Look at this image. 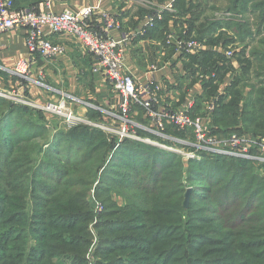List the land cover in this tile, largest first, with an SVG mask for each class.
I'll list each match as a JSON object with an SVG mask.
<instances>
[{
    "label": "trees",
    "instance_id": "obj_1",
    "mask_svg": "<svg viewBox=\"0 0 264 264\" xmlns=\"http://www.w3.org/2000/svg\"><path fill=\"white\" fill-rule=\"evenodd\" d=\"M174 6L187 18V35L198 40L210 36L205 51L180 55L185 58L183 69L202 87L201 95L193 97V113L204 112L203 99L216 94L209 99H217L210 114L214 129L263 136L264 0H227L224 11L239 14L242 21L201 20L193 0H176ZM171 17L165 14L155 26L158 38L171 30ZM174 23L178 28V21ZM222 27L237 34L228 35ZM255 37L249 56L247 44L231 58L226 50H215L219 44ZM228 71L226 101L217 83ZM252 76L260 84L249 88ZM17 112L0 98V264H86L87 228L94 218L89 193L96 180L95 198L104 205L94 224L98 264H264L263 165L221 156L183 164L179 156L143 142L125 139L113 144L102 130L86 125L53 136L48 144L44 123L21 126L17 118L24 112ZM40 140L46 160L35 167L42 153ZM192 182L206 190L202 199L216 209L219 225L212 214L191 216L189 207L184 208ZM209 233L217 236L210 239ZM197 236L203 241L195 240ZM31 241L36 245L31 247Z\"/></svg>",
    "mask_w": 264,
    "mask_h": 264
},
{
    "label": "built area",
    "instance_id": "obj_2",
    "mask_svg": "<svg viewBox=\"0 0 264 264\" xmlns=\"http://www.w3.org/2000/svg\"><path fill=\"white\" fill-rule=\"evenodd\" d=\"M176 0H165L156 7L151 0H134L141 8L151 9L141 21V25L133 33H124L114 37L112 33L119 31L120 21L118 15H103V24L94 26L93 16L97 7H85L82 9H65L54 12L50 2H46L43 8H29L16 10L14 0H0V37L12 31L24 32L27 56L19 58L10 73L19 78L34 82L31 78L34 56L52 60L64 54L63 46L52 43L49 36L70 35L76 38L92 55L98 70L103 73L107 82L112 86L119 103L117 114H108L117 121V128L107 129L99 125L98 128L109 130L119 141L129 139L159 146L158 140L172 139L173 146H182L181 149L172 148L174 153L183 155L188 160H200V158L221 156L240 160H253L264 166V135L253 137L238 133L212 134L208 130L210 114L216 107V100L206 102L204 112L194 114L195 100L193 96L185 100L180 108L173 109L164 99L162 88L158 84H152V79L145 83L135 80L127 67V48L138 37L146 34V31L154 28L164 18L165 14L177 12L174 3ZM233 15L220 12L219 19L230 20ZM171 29L164 38L167 48L173 50V55H194L207 49L204 42L185 35H180ZM222 46H219L221 48ZM225 56L231 58L233 52L225 51ZM161 68V67H160ZM159 71V67L151 64L147 70V79ZM42 77V72H38ZM202 78V76H200ZM37 85H40L36 82ZM17 97L19 101H25L27 105H33L37 110L53 117H57L69 126L82 124L95 126L85 116L76 115L72 108L73 98H61L56 101L40 103L38 100H23V93L12 92L8 94ZM0 96L6 97L3 91ZM141 111L146 118L143 124L135 120L136 110ZM176 130L182 136H169V130ZM143 131L146 135H140ZM148 134L158 139L151 138ZM144 139V140H142ZM157 143V144H156ZM93 202V214L97 215L101 210V204L91 196ZM94 227L96 216L90 222ZM93 244L87 251L86 264H97L94 258Z\"/></svg>",
    "mask_w": 264,
    "mask_h": 264
},
{
    "label": "crops",
    "instance_id": "obj_3",
    "mask_svg": "<svg viewBox=\"0 0 264 264\" xmlns=\"http://www.w3.org/2000/svg\"><path fill=\"white\" fill-rule=\"evenodd\" d=\"M151 1L155 7L164 2V0L162 2L160 0ZM46 2H50L54 12H60L65 9H82L98 6L92 18L94 26H101L103 24L104 14L118 15L120 29L112 33L114 37L124 33H133L138 30L143 17L147 11L150 12L151 10L141 8L134 0H16L14 5L16 10L43 8ZM175 21L177 22L176 18L171 17L167 28L177 30ZM155 29V27L149 29L138 41L134 43V40L132 41L130 50L127 52V67L139 83H145L149 79H152V84L160 85L164 99L167 100L171 108L177 109L189 97L193 96L195 98L196 94L201 95L202 87L195 80L194 82L190 81V83L187 81L186 77L189 76L191 79H195V77L183 69L182 64L185 58H176L168 51L165 52L162 47L163 38H158ZM235 31L234 29L228 30L226 28L228 35H236L237 31ZM209 37L205 36L200 41L207 44ZM48 38L52 43L63 46L64 54L52 60L42 59L38 55L34 56L35 65L32 67L33 80L38 82L35 74L43 72L45 81L44 84L38 82L40 85L35 84V86H31L28 94L29 97L35 100L38 99L39 102L56 101L62 97L68 98L69 100L73 98L76 100L74 105H78H72V108L77 113L80 112L82 115H86V112L89 110L88 108H91L96 111H102L107 115L110 113L115 115L117 113L119 99L114 94L111 84L106 81L103 73L98 70L94 58L87 49L76 38L70 35H54ZM258 38L255 37L253 40L247 39L243 43L235 40L231 44H219L222 47L219 48V45H217L215 50L217 52L231 50L233 53H237L247 44L246 56H249L248 52L251 46L255 45V41ZM26 53L24 32L12 31L0 37V71L4 73V77L6 75H12L10 71L15 62L19 58L26 57ZM147 60L148 62H146ZM231 61L233 66H238L234 60ZM155 62L160 63L159 71L147 79L148 64ZM229 77V73H226L227 83H230ZM6 83V81L2 85L0 83V87L2 89L6 87ZM8 83H10V80ZM226 85L228 84L221 86L223 90H220L219 96H225L224 100L227 101L230 97L225 92L224 87ZM89 86L92 89H88ZM246 90L248 91L249 89L247 88ZM247 91H245V94H247ZM200 113H203L202 109L197 112V114ZM100 116L102 121L109 119L106 116Z\"/></svg>",
    "mask_w": 264,
    "mask_h": 264
},
{
    "label": "rangeland",
    "instance_id": "obj_4",
    "mask_svg": "<svg viewBox=\"0 0 264 264\" xmlns=\"http://www.w3.org/2000/svg\"><path fill=\"white\" fill-rule=\"evenodd\" d=\"M226 2H227V0H193V3L197 5L196 13L197 12H200L201 13L200 14L201 20H203V18L205 16L206 17H210V18L212 17V19L217 18V16H219L220 12L224 11V8H225L224 6L226 5ZM199 6H200V8H198ZM201 6H203L204 11L202 10ZM227 13H230V12H227ZM190 14L193 15V10L190 11ZM230 14L233 15L232 18H231L232 20H237V21H242L243 20V18L239 14H233V13H230ZM172 15L176 18V20L178 21V24H179L178 29H177L179 31H177V32L180 35H182V31H184V30L187 32L188 29H189V26L186 23V19L187 18L186 17H181L179 15L178 11L175 14H172ZM185 16H187V15H185ZM250 19H252V18H250ZM245 20H247V19L245 18ZM6 34H8V33H6ZM167 34H168V32L165 33L164 38L166 37ZM214 34L215 33H212V35H214ZM185 35H187V34H185ZM187 36H189V35H187ZM194 36H195V34H194ZM140 38H142V37L136 38L133 41V43L136 42V41H138ZM162 46H163L165 52L168 51L171 54L174 53L173 51H171V50H169L167 48L168 46L166 45L164 39H163V42H162ZM130 47H131V44L128 46L127 52H129ZM146 62H148V60ZM127 63H128V61H127ZM150 64H148V67L150 66ZM152 64H154L156 67H159L160 66V63L158 64V63L155 62V63H152ZM34 65L35 64H33V66ZM1 73H0V81H1L0 83H1V85L4 84L5 81L7 83H6V87H4L3 89H2V87H0V91H3L5 93V95H6V97L0 96V98L3 99V100H5V101H7V103H9L10 106H13V107L17 108L19 112H21V113L24 112L23 115L20 118H17V120H19L18 122L21 124V126L24 125V124H26V125L36 124L37 126H41L42 123H44L43 126L45 125L46 128H48V137H49V141H47L48 144H50V139L53 136H55L56 138H58L61 135V133H67L72 128H76L77 126L82 125V124H76L74 126H69L64 121L60 120L59 118L53 117V116H49V115L45 114L44 112H41V111L37 110L33 105H27V104H25V101L21 102V101H19V99H16L17 97H12V96L8 95V94H10L12 92H20V93H23V100L28 101L29 98H30L29 95H28L29 94L30 87L31 86H35L36 82L35 81L34 82H29V81L23 80V79L19 78L18 76L14 75V74L13 75H6L4 77L3 76L4 73L3 72H1ZM228 73L231 75V71H228ZM35 75H36L37 81L38 82H42V84H44V81L45 80H44L43 72H42V77L41 78L38 77V74L37 73ZM33 76L31 74V78H33ZM186 79H187V81L189 83H190V81L192 82V79L189 76L186 77ZM9 80H10V83H8ZM247 83H248L247 84L248 87L250 88V86H254V85L260 84V79H257L254 76H252L251 77V80L248 81ZM224 84H228V85H226L224 87L226 89L227 86H229V82L227 83V80H226V74H225L224 77H222V80H220V78L218 77V83H217L218 88H219L218 89V93L220 92V90H223V89H221V86L224 85ZM88 89H92V87L89 86ZM208 95H209V97L207 99H203V96H201L202 99H203V101H204V103L210 101L211 100L210 98H212V96H215L216 94H213V95L208 94ZM62 98H64V97H62ZM59 99H61V98H59ZM44 102H46V101H40V103H44ZM74 103L75 102H72L73 106L78 105V104H75L74 105ZM74 109H75V107H74ZM88 109L89 110L86 112V115H82L80 112H78L79 115L86 116V118L90 122L95 123V126H92V127L97 128V129H100L104 133H106L108 135V139L111 142H112V139H113V144H115L116 142L120 143V142L123 141V140L119 141L118 138H116L114 135H112L109 130H103L101 128H98L99 125L104 126L107 129L117 128V121H116V119H114L113 117L107 115L106 113L104 114L102 111H99V110L96 111L95 109H91V108H88ZM135 110L137 112V115L134 117L135 120H136V122L138 124H143V122H144V120H146V118L143 116V114L141 113V111H139L138 109H135ZM19 112H17V114H19ZM76 113L77 112L75 111V114ZM78 113L76 115H78ZM115 114H117V113H115ZM100 115L106 116L109 119H106L105 121H102ZM212 128L214 129V127L212 125V118H210L209 124H208V130L212 134H217L218 135V134H225V133H238L233 128H227V129H225L224 132H221L219 130H216V128L213 130ZM238 134L248 135V134L241 133V132L238 133ZM168 135L171 136V137L176 138L175 136L181 137L182 134H181V132H178L176 130L170 129ZM164 139H167V140H158L157 141L159 143V145L162 146L163 148H161L159 146H157L155 148H158V149H161L162 151L164 150L167 153H171V154H174V155L179 156L181 158L183 164H186V162H187L185 160L186 158L183 155H179L177 153H174L173 152L174 150L172 149V148L181 149L182 146H173V143L174 142L172 141V139H169V138H164ZM142 140H144V139H142ZM131 141L139 142V141H136V140H131ZM37 144H41L42 145L43 143L40 140V141H37ZM144 144H146V143H144ZM41 150H42V153L40 152L37 155V157H36V159L34 161V166L35 167L36 166H39V164L42 161L44 162L46 160L44 158L45 157L44 154H45V151H46V146L42 145V149ZM260 174L261 175L262 174L264 175L263 172L262 173L260 172ZM227 181H228V179H227ZM97 183H98V181L96 180V182L92 186V189H91V191L89 193L90 194V196H89L90 198H91L92 195L95 198L94 188L97 185ZM190 184L194 187V189L192 191V189H191L192 187H190V186L186 188L185 195H186L187 191H189V197H188L187 204L185 205V196H184V202H183L184 208L185 209L186 208L188 209V207H189V211H191V213H190L191 216L201 217V216H206V215L211 216L210 214H212L214 216V219H215L216 224L219 225L220 220L217 219L218 218L217 215L213 213V212H215L216 209L213 208V207H211L210 203L206 199H202V196H205L204 194L206 193V190H203L201 188V184L200 183L192 182ZM192 193H193V197L190 198V195ZM95 199L101 204V210H100V212L97 215H94L93 214L94 216H96V222H97L98 221L99 214L104 209L103 208L104 205H103V203L101 201H99V199H97V198H95ZM31 211H32V205L30 203V205L27 208V212L30 213ZM90 224L91 223H89L88 228H87L88 233H89V236H90V243H89V246L86 248V250L84 252V258H86L87 251L90 248V246L93 244L94 237L96 239V241H95V243L93 245L94 251L96 250L97 245H98V239H99L98 232L95 229V227L90 226ZM95 225H96V223H95ZM208 228H210V227H208ZM207 236L210 239H215L214 237L217 236V235L216 234H213V233H209ZM195 240L203 241V237L197 236V238ZM205 244H206V246L210 247V244H208V243H205ZM29 245L32 247V246H34L36 244H35L34 241H31L29 243ZM94 258L96 260V263L98 264L99 258H97V257H94Z\"/></svg>",
    "mask_w": 264,
    "mask_h": 264
},
{
    "label": "water",
    "instance_id": "obj_5",
    "mask_svg": "<svg viewBox=\"0 0 264 264\" xmlns=\"http://www.w3.org/2000/svg\"><path fill=\"white\" fill-rule=\"evenodd\" d=\"M188 197H189V191H187V193H186V195H185V205L187 204Z\"/></svg>",
    "mask_w": 264,
    "mask_h": 264
}]
</instances>
